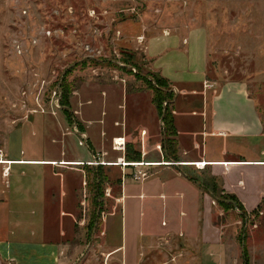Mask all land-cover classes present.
I'll list each match as a JSON object with an SVG mask.
<instances>
[{
  "label": "crops",
  "instance_id": "1",
  "mask_svg": "<svg viewBox=\"0 0 264 264\" xmlns=\"http://www.w3.org/2000/svg\"><path fill=\"white\" fill-rule=\"evenodd\" d=\"M206 44L202 34L197 57L187 50L188 58L200 64L192 72L184 70L181 78L167 66H154L159 54L146 44L145 56L156 74L175 89L170 105L177 131L172 159L153 95L155 132L149 148L134 140L128 117L113 126L126 125L123 129L132 140L126 142L127 149H116L115 139L126 137L110 132L99 115L84 109L70 110L79 119L73 127L66 108L0 109V264H71L79 255L100 253L122 255L124 264H138L139 255H194V264L228 263L224 227L215 222L216 198L207 185L235 196L248 213L260 210L264 111L246 83L208 79ZM143 93H127L134 94L136 113L143 109ZM137 117L140 125L144 118ZM136 127L146 140L148 126ZM83 134L86 144L81 143ZM136 151L141 160L130 161L128 153ZM199 162L207 165L200 168ZM138 171L148 177L136 179ZM102 190L109 191L112 206L104 210L100 229L96 222L84 250L87 213ZM73 238L78 243L70 250ZM91 243L95 245L86 254Z\"/></svg>",
  "mask_w": 264,
  "mask_h": 264
},
{
  "label": "rangeland",
  "instance_id": "2",
  "mask_svg": "<svg viewBox=\"0 0 264 264\" xmlns=\"http://www.w3.org/2000/svg\"><path fill=\"white\" fill-rule=\"evenodd\" d=\"M154 27L160 30L145 31ZM169 32V37L153 39ZM202 34L208 50V79L219 84L228 80L246 83L264 111V0H0V109H84L99 115L110 132L125 136L127 145L131 132L137 144L149 148L155 132L151 121L156 110L151 102L154 91L137 74H156L154 66L158 65L179 73L180 78L184 70L194 71L199 60H190L187 50L192 49V56L197 57L195 48L200 49ZM146 44L154 55L159 54L154 66L145 56ZM134 52L140 67L132 58L125 61ZM110 59L118 65L110 64ZM64 85L65 90L69 88V107L62 100ZM136 91L144 92L140 113H136L134 94H127ZM138 115L144 118L140 125L150 131L147 143L136 130ZM127 117L134 122L130 132L123 129L126 125L113 126L115 120L124 122ZM76 120V115H69L71 126ZM107 193L102 190L98 198L101 212L95 200L87 213L84 250L98 213L101 221L104 210L112 206ZM214 205L215 222L224 227L229 249L227 264H244L245 245L251 264L263 263L264 204L259 211L245 212L246 216L237 208L221 206L216 199ZM119 237L116 232V240ZM75 239L70 250L78 243ZM88 245L86 254L95 243ZM193 256L139 255L138 264H194ZM70 262L124 264L122 255L101 253L79 255Z\"/></svg>",
  "mask_w": 264,
  "mask_h": 264
},
{
  "label": "trees",
  "instance_id": "3",
  "mask_svg": "<svg viewBox=\"0 0 264 264\" xmlns=\"http://www.w3.org/2000/svg\"><path fill=\"white\" fill-rule=\"evenodd\" d=\"M128 56L129 57L125 58V61L132 58L135 66L140 67L139 63L136 61L138 59V55L136 52L130 53V55H128ZM93 60L96 62V59H94V58L93 59L89 58L87 61H93ZM108 61L110 64L114 63L115 65H118V61H115L114 59H110ZM126 63H130V62L128 61ZM139 74H141L142 76H140ZM137 75L139 77H143L145 79V81L148 82V84L150 83L151 88L154 91L153 100H154L155 104L157 105V107L160 111L161 117H163V115H164L163 121H164L165 137H166L168 148L170 150V154H169L168 158H171V159L175 158L173 156L172 149L176 145L177 131H176L175 123H174V116H173L172 111L170 109V105L172 103V100L175 97V92L172 89L173 87L171 84H169V81L167 79H165L163 76H161L159 74L152 73L151 75H146V74L144 75L140 72ZM154 81H155V83H154ZM68 89L66 88V90H68ZM66 90H65V85H64V92H63L62 100L64 99L63 100L64 105L66 104L65 107H69V97H68L69 93ZM165 103H167V104H165ZM66 109H67V111H69L68 112L69 115L72 116V114L70 112L71 109L70 108H66ZM127 157L130 161L138 162L141 160L142 155H141V152L136 151L133 154L128 153ZM207 187L210 190H212L215 198L218 200V202L220 203L221 206L228 207L231 209L237 208V209L241 210L242 213H244V215H245L246 211L244 210L243 205L240 204V202L237 200V198L235 196L224 195L221 192H219L216 187H213V186L211 187L209 184L207 185ZM99 209H100L99 212H101L102 205H100ZM97 221H98V226H99L100 213H98ZM243 252H244L243 253L244 264H251L250 259H249V252H248L246 245H245Z\"/></svg>",
  "mask_w": 264,
  "mask_h": 264
},
{
  "label": "built area",
  "instance_id": "4",
  "mask_svg": "<svg viewBox=\"0 0 264 264\" xmlns=\"http://www.w3.org/2000/svg\"><path fill=\"white\" fill-rule=\"evenodd\" d=\"M140 40H143V38H139ZM167 104V103H165ZM83 139H82V144H86L87 143V135L83 134ZM123 139V144L118 142V139H115V148L116 149H125L126 148V138H122ZM200 163V162H199ZM199 163H197L198 167H205V165H199ZM123 166H128V163H124ZM136 166V165H135ZM146 177H148L147 172H143V171H138L135 173V178L140 180V179H145ZM109 192V191H108Z\"/></svg>",
  "mask_w": 264,
  "mask_h": 264
},
{
  "label": "bare ground",
  "instance_id": "5",
  "mask_svg": "<svg viewBox=\"0 0 264 264\" xmlns=\"http://www.w3.org/2000/svg\"><path fill=\"white\" fill-rule=\"evenodd\" d=\"M118 142L123 144V139L122 138H118ZM126 163V162H123V164ZM199 165H207V163L205 162H200Z\"/></svg>",
  "mask_w": 264,
  "mask_h": 264
},
{
  "label": "water",
  "instance_id": "6",
  "mask_svg": "<svg viewBox=\"0 0 264 264\" xmlns=\"http://www.w3.org/2000/svg\"><path fill=\"white\" fill-rule=\"evenodd\" d=\"M165 112H166V111H165ZM163 119H164V115H163V117H162V119H161V120H162V124H164V121H163Z\"/></svg>",
  "mask_w": 264,
  "mask_h": 264
}]
</instances>
